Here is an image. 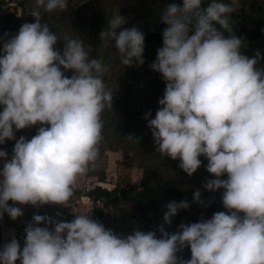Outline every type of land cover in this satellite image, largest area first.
I'll list each match as a JSON object with an SVG mask.
<instances>
[{
	"label": "clouds",
	"instance_id": "clouds-1",
	"mask_svg": "<svg viewBox=\"0 0 264 264\" xmlns=\"http://www.w3.org/2000/svg\"><path fill=\"white\" fill-rule=\"evenodd\" d=\"M36 3L34 22L21 24L0 50V144L16 141L10 159L0 149V218L7 213L13 220L23 215L17 204L67 206L78 177L98 158L102 113L113 101L104 81L110 69L90 58L91 45L65 36L62 52L54 47L61 39L42 17L68 11L69 0ZM239 9L240 0L206 6L182 0L167 7L163 43L150 66L166 87L155 118L151 111L144 117L156 152L178 159L189 176L201 166L199 157L207 158L215 178L205 188L224 189L227 212L181 223L173 233L162 224L126 236L88 212L75 213L70 222L34 214L22 248L15 237L0 247V264H264V67L258 66L259 51L251 58L242 54L243 39L233 34L230 15ZM123 23L113 17L100 38L112 42L125 66L143 64L145 34ZM61 67L72 70L70 78ZM38 123L31 139H16L14 129ZM224 174L227 179L220 178ZM200 197L197 189L193 199L203 203ZM189 206L170 201L164 223ZM186 246L191 258H178Z\"/></svg>",
	"mask_w": 264,
	"mask_h": 264
},
{
	"label": "trees",
	"instance_id": "trees-1",
	"mask_svg": "<svg viewBox=\"0 0 264 264\" xmlns=\"http://www.w3.org/2000/svg\"><path fill=\"white\" fill-rule=\"evenodd\" d=\"M9 1L0 0V50L10 36L17 34L21 24L34 22L31 16L33 10L30 0H18L16 2L19 8L18 15L2 10L1 6ZM209 2L210 0H203L205 6ZM223 2L228 3L230 0H223ZM171 4L182 5V0H84L75 7L69 6L66 12L53 11L55 25H50L51 30L56 32L59 30L60 24L63 23L62 27L66 35L71 33L70 35L81 37L85 44L91 45V47L86 45L90 58L100 60L103 65L110 69V75H114L112 71L115 67H125V65L120 62L119 53L112 46V42H103L100 38V33L107 28L108 21L120 15L124 20L122 28L136 26L144 32V63L126 67L130 71H137L140 76L150 79L151 82L158 85V88L153 89L149 84L142 88L138 85L136 78L123 80V78L116 76L115 79L119 88L116 100L120 104L119 108L117 106L108 107L102 113L104 121L102 136L107 143V149L110 151L119 149L122 155H125L130 149L138 151L140 156L137 164L138 182L109 190L95 186L87 192V195L91 201L102 197L104 205L111 207L117 206L121 200L129 204V207L135 212L134 216H129L135 224V229L156 231L163 224L165 231L169 233L178 230L181 217L187 214V210L180 209L172 218V223L165 224L163 214L167 211L166 205L170 200H191L194 191L197 189L200 190L203 197L213 193L212 190L205 188L208 179L213 177L207 171L208 161L206 157H199L202 161L201 166L189 176L179 167L178 159L162 157L160 153L156 152L151 130L144 118L149 111H151L149 118H155L157 109L161 107L160 105L156 107L151 98L142 100L145 89H150L153 93V99H156L159 104V99L163 97L166 87V82L161 74L153 71L150 67L155 56L148 50V46L151 44L157 49L162 46V30L167 27L162 26L164 24L163 16ZM147 19H150L151 29L145 28L144 24L148 23ZM229 23L232 25L233 34L243 39L242 54L251 58L259 51L261 59L258 66L264 67V31H262L264 30V0H240V9L230 15ZM189 34L191 35L192 32ZM225 34L228 33L225 32ZM62 71L65 72L66 76L71 77L72 72L70 70ZM0 111H2L1 108ZM40 126L38 123L28 128L31 129V136ZM130 133L136 138L129 140L126 135ZM16 139L19 138L16 137ZM15 142V140H6L4 144H0V149L8 152L9 159ZM204 178L207 179L206 182H204ZM220 178L227 179V174ZM223 191L222 188L214 191L219 194L218 203L221 205H223ZM216 205L218 204H213L203 211L193 210V213H202L211 217L217 209ZM91 218L99 220L106 227L108 219L107 216L103 215L100 208H92ZM185 223L187 224V222ZM159 236L160 233L157 231V237ZM177 256L185 260L190 259V247L186 246L178 251Z\"/></svg>",
	"mask_w": 264,
	"mask_h": 264
},
{
	"label": "rangeland",
	"instance_id": "rangeland-1",
	"mask_svg": "<svg viewBox=\"0 0 264 264\" xmlns=\"http://www.w3.org/2000/svg\"><path fill=\"white\" fill-rule=\"evenodd\" d=\"M18 0H10L9 2H5L1 8L4 12H14L16 15L19 14V8L16 5V2ZM32 10L37 11L40 10L39 6L36 3V0H30ZM76 0H70L69 6H76ZM51 13H44L42 19L43 21L47 22L50 25H55V21L53 20L54 14ZM148 23H145L146 29H151L149 22L150 19H147ZM63 23L60 24V28L55 33L60 37L61 40L57 41V44L54 46L56 49L60 50L62 52L64 42H63V35H66L63 27ZM163 27L167 26L165 23L162 24ZM119 31V29H118ZM71 33H68L66 36L70 38H79L76 35H70ZM148 50L154 54L155 58L157 55V48L152 46L151 44L148 46ZM120 58V56L118 55ZM61 70H64L61 67ZM72 72V70H70ZM114 75H110V70L105 73L104 75V81L106 84V87L109 91L113 92V98L112 106H117L119 108V103H117L116 100V94L118 93V84L116 83L115 77H121L123 80H128L129 78L134 79L136 78L138 81V85L142 88L149 84L153 89H157L158 85L151 82L150 79H146L138 74L137 71H130L128 67H115V69L112 71ZM73 74V72H72ZM153 93L150 91V89H145L144 93L142 94V100H145L147 98H151L153 102L155 103V106L158 107L159 104L156 102V99L153 98ZM147 105V104H145ZM109 106L106 105L105 108H108ZM2 109V106H0ZM143 108V107H141ZM16 134L15 136L19 138L20 136H25L28 139H31V129L25 128L21 130H15ZM36 134V131L34 132V135ZM131 134V133H130ZM107 143L103 139L98 145L99 148V155L98 158L89 164L88 170L85 174L81 175L80 178L78 177L77 183L75 185V188H79L77 193H73V197L78 202V205L85 206L86 212L91 213L92 208H97L94 204V200L91 201L90 198L87 195V192L94 188L95 186L104 187L106 190L111 189L112 187H126L130 183H137L138 177H139V170L137 168V164L139 162V153L137 150L130 149L126 152L125 155H122L120 150L117 151H110L107 149ZM207 160V158H206ZM208 161V160H207ZM0 166L2 168L3 166V159L0 158ZM215 177H211V179H214ZM204 182L207 181L206 178L203 179ZM209 180V179H208ZM87 186V187H85ZM213 193L207 195L206 197H203L201 195L200 200L203 203L196 202L193 197L191 200H186L189 202L190 206L187 209V214H185L183 217H181V223H192V222H198L202 218L203 219H210L211 217H208L206 215H203L202 213L194 214L193 210L197 211L198 209L203 211L212 206L213 204H218L217 209L215 212L218 211H225L227 210L223 207V205L219 204V194L212 191ZM83 195L82 200H80L79 195ZM170 201H182L179 199H172ZM169 201V202H170ZM216 202V203H215ZM85 203V205H83ZM103 207L106 209V213H103V215L107 216V225L106 227H109L113 229V232L116 234H122L124 236L131 234L133 230L135 229V224L133 223V220L129 218V216L135 215V212L129 207V204L124 202L123 200L120 201V203L117 206H107L104 205ZM180 210V209H179ZM178 210V211H179ZM85 211V210H84ZM82 212V211H81ZM103 212V211H102ZM178 213V212H177ZM133 215V216H134ZM173 218V217H172ZM184 218V219H183ZM17 264H20L19 260L17 261Z\"/></svg>",
	"mask_w": 264,
	"mask_h": 264
},
{
	"label": "crops",
	"instance_id": "crops-1",
	"mask_svg": "<svg viewBox=\"0 0 264 264\" xmlns=\"http://www.w3.org/2000/svg\"><path fill=\"white\" fill-rule=\"evenodd\" d=\"M78 189L79 188H74V193H77ZM79 196L81 198L80 200H82L81 196L83 195L81 194ZM76 200L77 199L72 196L71 199L68 201L67 206L58 204H45L41 206H21L19 204L15 205L17 207H22L23 215L13 220L7 215V213H5L3 217L0 218V247H2L4 243L9 242L13 237H15L20 242L22 248L24 243V237L26 236L24 229L28 225V223L32 222V217L34 214L49 216L57 221L63 220L70 222L72 219H74L75 213H80L81 211L86 212V207L78 205V202H76ZM83 205H85V203H83ZM58 213L60 215H57ZM39 226L49 227L50 230L52 228V225L45 223H41ZM106 228L111 229L109 227ZM111 230L113 231V229Z\"/></svg>",
	"mask_w": 264,
	"mask_h": 264
},
{
	"label": "built area",
	"instance_id": "built-area-1",
	"mask_svg": "<svg viewBox=\"0 0 264 264\" xmlns=\"http://www.w3.org/2000/svg\"><path fill=\"white\" fill-rule=\"evenodd\" d=\"M82 1H84V0H76V4H78ZM93 202H94L96 207L100 208L103 211V213H106V209L103 207L104 199L102 197L95 199Z\"/></svg>",
	"mask_w": 264,
	"mask_h": 264
}]
</instances>
